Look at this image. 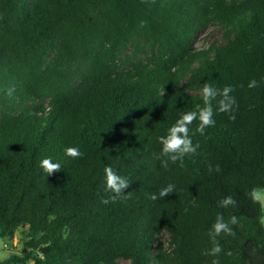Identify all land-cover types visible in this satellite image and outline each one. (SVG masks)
I'll use <instances>...</instances> for the list:
<instances>
[{"label": "trees", "instance_id": "1", "mask_svg": "<svg viewBox=\"0 0 264 264\" xmlns=\"http://www.w3.org/2000/svg\"><path fill=\"white\" fill-rule=\"evenodd\" d=\"M210 24L222 40L196 46ZM205 82L233 87L236 119L217 111L203 136L193 122L197 154L165 169L159 137L203 107ZM47 157L62 166L50 176ZM106 166L128 198L102 203ZM253 188H264V0H0V238L25 235L0 264H264ZM229 195L237 205L221 207ZM218 214L237 216L235 236L204 255Z\"/></svg>", "mask_w": 264, "mask_h": 264}, {"label": "clouds", "instance_id": "2", "mask_svg": "<svg viewBox=\"0 0 264 264\" xmlns=\"http://www.w3.org/2000/svg\"><path fill=\"white\" fill-rule=\"evenodd\" d=\"M259 86V82L255 79L251 80L248 84L249 88H255ZM234 91L232 86H225L223 89L217 88L214 85L205 82L202 88V100L203 107L199 104L195 106L194 110L188 111L181 115V117L175 122L173 126L168 129L165 136L159 137V142L162 145L161 152L158 159L161 160V167L167 169L169 162L175 164L179 161L180 167H184V158L188 155H196L197 149L200 147L199 143L193 144L190 135V126L195 121H199L196 128V132L200 135H205V129L208 127L215 126L214 116L217 111L219 113H228L230 120H235L236 117L233 114L234 110L238 109V104L235 97L232 95ZM213 102L216 104V108L213 106ZM65 154L72 158H80L83 156V152L80 151L78 147H67L65 149ZM40 167L48 174V176L54 174L61 170L62 166L59 162L53 163L51 157L44 158L40 162ZM217 172L220 171L219 165L215 169ZM209 171H212L211 165L209 166ZM105 181H106V191L111 192L113 195L109 199H105L102 203L115 202L118 198H128L125 195V189L129 187V181L121 176L112 166H106L104 169ZM176 186L174 184H168L163 187L158 195L152 194L150 199L155 201L158 198H165L170 193L175 192ZM254 201H260L264 197V188H253L250 193ZM221 207H235L237 201L231 196H227L219 202ZM264 223V220L261 221ZM238 224V218L235 215L230 217V220L226 221L222 214H218L215 223L212 226V230L209 231L208 235L212 240L213 247L210 251H206L204 255L218 256L222 251V246L220 245L217 237L222 233L230 236H235L230 225ZM231 255V253H228ZM211 264H220L219 259H213Z\"/></svg>", "mask_w": 264, "mask_h": 264}, {"label": "rangeland", "instance_id": "3", "mask_svg": "<svg viewBox=\"0 0 264 264\" xmlns=\"http://www.w3.org/2000/svg\"><path fill=\"white\" fill-rule=\"evenodd\" d=\"M197 37L198 39L195 42L196 46L208 45L214 40H222V30L218 25L210 24L201 31H199L197 33ZM260 201L264 210V197H262ZM262 220H264V214L261 217V221ZM22 231V229H19L13 236L0 238V261L9 257L12 254H22V252L24 251L25 238V235ZM121 261L125 262L124 259H122ZM28 264H35V262L31 259L29 260Z\"/></svg>", "mask_w": 264, "mask_h": 264}]
</instances>
